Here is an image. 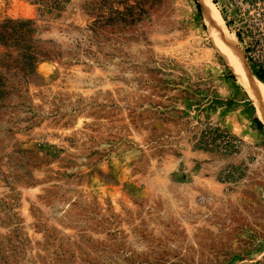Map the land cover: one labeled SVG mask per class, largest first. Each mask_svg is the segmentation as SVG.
<instances>
[{
    "label": "rangeland",
    "instance_id": "rangeland-1",
    "mask_svg": "<svg viewBox=\"0 0 264 264\" xmlns=\"http://www.w3.org/2000/svg\"><path fill=\"white\" fill-rule=\"evenodd\" d=\"M60 4L0 0V264H264L262 119L195 0Z\"/></svg>",
    "mask_w": 264,
    "mask_h": 264
},
{
    "label": "bare ground",
    "instance_id": "bare-ground-1",
    "mask_svg": "<svg viewBox=\"0 0 264 264\" xmlns=\"http://www.w3.org/2000/svg\"><path fill=\"white\" fill-rule=\"evenodd\" d=\"M204 23L214 45L220 51L237 81L253 99L259 117L264 121V83L248 69L239 52L235 51L231 39L227 38L226 26L213 0H198ZM226 29H225V28Z\"/></svg>",
    "mask_w": 264,
    "mask_h": 264
},
{
    "label": "built area",
    "instance_id": "built-area-1",
    "mask_svg": "<svg viewBox=\"0 0 264 264\" xmlns=\"http://www.w3.org/2000/svg\"><path fill=\"white\" fill-rule=\"evenodd\" d=\"M233 1L230 13L222 11L231 21L233 34L238 32L241 37L239 42L247 63L264 75V0Z\"/></svg>",
    "mask_w": 264,
    "mask_h": 264
},
{
    "label": "trees",
    "instance_id": "trees-1",
    "mask_svg": "<svg viewBox=\"0 0 264 264\" xmlns=\"http://www.w3.org/2000/svg\"><path fill=\"white\" fill-rule=\"evenodd\" d=\"M41 2H42V5L45 6L47 9H52V10L61 9L60 0H41ZM213 2L216 5V3H217L216 0H213ZM195 5H196L197 13L201 16V7H200V4L197 0H195ZM219 12L222 15V18L225 20L226 27L228 29L232 30L230 27L231 21L227 19V17L225 16V14L222 10H220ZM235 36H236L238 41L241 40V37H240L238 32H235ZM250 68H251L252 74L264 83V75L259 70L254 69L251 65H250ZM230 77L235 80V76L232 73H230ZM253 122H254L257 129L264 132V123L262 122V120H260L257 116H254Z\"/></svg>",
    "mask_w": 264,
    "mask_h": 264
}]
</instances>
